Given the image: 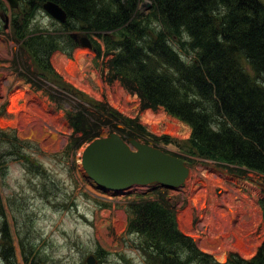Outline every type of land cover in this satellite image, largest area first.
Returning <instances> with one entry per match:
<instances>
[{
	"label": "rangeland",
	"instance_id": "obj_1",
	"mask_svg": "<svg viewBox=\"0 0 264 264\" xmlns=\"http://www.w3.org/2000/svg\"><path fill=\"white\" fill-rule=\"evenodd\" d=\"M18 13L13 15L8 0H0V264H88L89 257L94 264H150L138 250L139 234L129 235L127 228L125 206L138 199V192L146 194L143 201L164 198L176 214L178 229L216 263L233 255L250 261L264 242L259 207L264 204V176L242 168L244 181L231 170L234 165L223 169L193 156L190 127L167 115L164 107H144L136 92L111 80V56L104 50L97 56L78 47L69 59L57 49L50 55L49 69L41 65L39 71L21 46L26 37L19 44L12 36ZM63 26L41 6L31 12L28 32L60 35L67 33ZM71 93L106 109L99 106L92 118L103 117L95 133L65 152L73 133L66 115L77 108L85 112ZM108 108L117 116L106 115ZM116 117L120 120L115 128L108 122ZM112 132L182 157L190 168L185 185L152 184L122 192L99 188L82 166V152ZM256 200H261L259 205ZM104 202L112 203L102 208L99 203ZM4 227L10 245L3 240Z\"/></svg>",
	"mask_w": 264,
	"mask_h": 264
},
{
	"label": "trees",
	"instance_id": "obj_2",
	"mask_svg": "<svg viewBox=\"0 0 264 264\" xmlns=\"http://www.w3.org/2000/svg\"><path fill=\"white\" fill-rule=\"evenodd\" d=\"M18 1L21 9L18 20H14L12 36L19 44L26 37L21 46L39 71L41 65L49 69L50 55L57 49L71 57L76 48L70 35L73 30L94 35L99 39L93 40L98 56L103 50L111 56V80L118 79L136 92L144 107H164L170 116L190 127L193 156L214 161L223 169L234 165L238 170H231L238 176L243 175L242 168L264 176L261 0ZM46 1L66 11L68 21L62 28L67 33L29 34L31 12ZM146 2L151 4L148 12L142 9ZM28 35L31 36L27 38ZM33 73L36 74L34 67ZM71 96L78 99L85 112L77 108V112L67 114L74 135L65 152L79 148L103 119H92L100 106L98 102L75 93ZM92 109L90 116L87 112ZM107 114L117 116L111 108ZM117 120L120 118L108 124L116 128ZM80 133L84 137L78 136ZM121 135L125 139L135 137ZM144 197L127 202L125 210L129 235L139 234L138 250L150 264H218L178 229L176 214L163 202L164 198L143 201ZM111 203L99 204L106 208ZM3 231V240L9 242V231L5 227ZM10 252L13 256L12 249ZM224 264H264V242L250 261L233 255Z\"/></svg>",
	"mask_w": 264,
	"mask_h": 264
},
{
	"label": "water",
	"instance_id": "obj_3",
	"mask_svg": "<svg viewBox=\"0 0 264 264\" xmlns=\"http://www.w3.org/2000/svg\"><path fill=\"white\" fill-rule=\"evenodd\" d=\"M8 1L11 7H17V0ZM43 9L61 23L67 21V13L58 4L46 2ZM72 37L82 47L92 49L87 35L75 33ZM82 166L88 178L100 188L121 192L156 183L180 188L190 173L183 160L135 139L126 142L116 133L91 142L82 153ZM94 262L89 257L88 264Z\"/></svg>",
	"mask_w": 264,
	"mask_h": 264
},
{
	"label": "crops",
	"instance_id": "obj_4",
	"mask_svg": "<svg viewBox=\"0 0 264 264\" xmlns=\"http://www.w3.org/2000/svg\"><path fill=\"white\" fill-rule=\"evenodd\" d=\"M250 202H251V201H250ZM252 204H253V203L251 202V206H252ZM254 207H255V203H254Z\"/></svg>",
	"mask_w": 264,
	"mask_h": 264
},
{
	"label": "bare ground",
	"instance_id": "obj_5",
	"mask_svg": "<svg viewBox=\"0 0 264 264\" xmlns=\"http://www.w3.org/2000/svg\"><path fill=\"white\" fill-rule=\"evenodd\" d=\"M71 71V70H70ZM72 72H73V70H72ZM251 78V77H250ZM241 246V245H240ZM240 246H239V248H240Z\"/></svg>",
	"mask_w": 264,
	"mask_h": 264
}]
</instances>
